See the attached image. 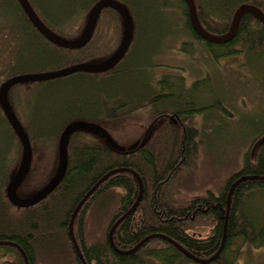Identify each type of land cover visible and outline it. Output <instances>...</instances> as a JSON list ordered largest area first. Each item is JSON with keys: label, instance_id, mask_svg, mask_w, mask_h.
<instances>
[{"label": "trees", "instance_id": "16d2710c", "mask_svg": "<svg viewBox=\"0 0 264 264\" xmlns=\"http://www.w3.org/2000/svg\"><path fill=\"white\" fill-rule=\"evenodd\" d=\"M29 1L32 5L34 0ZM35 1L42 10L36 6L44 24L53 32L66 37L67 34L62 32L64 25L61 23L65 22V27L68 26V21L78 19L97 0H43V4L41 0ZM119 1L135 16L138 34L134 50L132 48L133 51L127 54L125 60L113 68V73L103 77L91 73H76L62 79L16 84L9 91L10 106L23 125L31 146L35 142L47 144L57 141L65 125L72 120L83 119L98 125L107 124L144 109L150 111V114L147 113L149 119L144 116V120L147 119L149 123L160 117L172 116L185 124L182 131L184 135L179 140L176 135L178 130L166 122L160 125L161 128L149 144H138L128 154H121L105 145L98 136L76 132L69 139L67 168L58 186L40 203L21 208L23 212L18 214V218L11 216L10 208L15 210L16 207L6 200L5 187L9 173L6 163L5 169L0 171V242H11L20 247L28 264H37L38 254L49 264H82L68 234L72 213L82 197L105 173L129 168L136 172L142 182L141 199L135 211L115 228L112 240L118 250L127 251L148 239L136 251L127 254L116 252L109 244L111 224L132 207L139 192L134 176L128 172H117L98 185L73 220V236L85 264H199L178 250L174 243L197 258H207L220 246L224 226L226 232L222 251L214 261L207 264H237L240 242L247 247L264 246V211L261 209L264 204H257L259 201L264 202V139L257 142L259 145H256L254 160L251 159L250 152L243 154L240 168L223 176L218 191L207 190L202 196H192L186 202H179L174 196L178 188L175 182L180 179H177L180 174H184L182 168L195 167L190 164L196 161L200 146L203 145L206 152H213L234 143L233 139L237 137L254 144L264 137V127L257 128V122L244 123L238 118L235 119V125L230 127L231 112L219 98L211 99L208 94L211 93L210 83L219 88L217 78L195 79L189 82L188 87L185 86L188 81L184 76L157 77L154 71L157 69L153 68L151 62L154 60L152 57L159 51V44L161 47L163 43H159L161 37L155 48L145 44L140 47V44L145 31L148 32L144 37L151 39L154 46L153 39L156 35L169 31L170 25L165 23L169 19L167 21L164 18V22L162 15L167 16L170 7L179 21L178 25L172 24L171 29L184 30L190 37V42H200L202 53L210 62H214H211L213 66H217L221 59L233 58L237 54L264 53V25L254 22L253 16L247 13L242 16L238 31L231 41L210 43L201 39L192 29L183 0ZM175 1L181 4V9L175 5ZM194 1L201 26L215 36L227 33L235 7L241 4L257 6L261 3L259 0ZM4 5L12 14L11 18L6 14ZM104 11L117 15L109 8L102 10ZM252 21L257 23L256 27L251 24ZM14 33L15 38L10 40L9 37ZM0 38H3L0 39V72H5L4 79L90 61L95 52L92 49L89 51L91 39L84 47L71 50L47 41L28 20L17 0H0ZM21 39L24 46L18 43ZM92 44L93 41L91 48ZM11 45L13 47L9 50ZM11 52H14L13 57ZM123 75L128 77L127 80L121 79ZM76 78L83 81V86L93 87L89 88L92 93L87 94L91 95V103L84 105L81 99L76 103L80 104V108L88 109L90 115L74 116L66 121L60 117L62 105L70 109V106L75 105L72 101L78 94L57 95L62 99L59 104H55L54 96V103L44 107L40 114L39 108L44 101L43 91L57 87L59 82ZM90 79L93 80L89 81ZM94 84L104 88L95 91ZM39 85L41 86L38 89ZM21 86L25 93L17 101L13 98V93ZM27 114H31V117L26 120ZM195 114L203 115L210 125L207 133H202V136L189 128L190 120ZM0 135L7 138L14 136V143L8 141L6 145H0V154L8 150L9 159L14 156L11 163L15 162V166V160L21 153V145L1 109ZM2 164L1 161L0 166ZM30 172L31 168L27 178ZM43 174L46 175V171ZM191 175L192 173H188L181 179L186 181ZM240 178L245 179L231 190L228 220L225 221L224 213L230 188ZM45 182L47 181L42 184L45 185ZM117 189L122 191L121 194H114ZM109 211H112V217L108 227L103 229L105 231L90 235L87 232V218L100 213L108 214ZM203 219L210 221L211 225V233L206 239L197 238L189 232L193 224ZM236 241L239 245L231 249L230 246ZM19 255L16 247L0 246V264H25L23 257Z\"/></svg>", "mask_w": 264, "mask_h": 264}, {"label": "rangeland", "instance_id": "374dc122", "mask_svg": "<svg viewBox=\"0 0 264 264\" xmlns=\"http://www.w3.org/2000/svg\"><path fill=\"white\" fill-rule=\"evenodd\" d=\"M34 1L32 4V8L39 15L38 17L39 20L41 22H44L43 17L41 16V14H39L40 11H38V8H37L39 6L37 5V2L35 1L34 3ZM42 1L43 0H41V4H43ZM259 1L261 3L257 6L251 5V4H248V5L257 8L261 13L264 14V0H259ZM174 3L178 7V9L179 7L181 9V4L179 2L175 1ZM194 4H195V1H194ZM261 4H262V7H261ZM241 5H244V4H241ZM241 5H238L237 7L234 8L233 13L231 15L230 24H231L232 17H233L235 10H237V8ZM195 7H196V4H195ZM89 9L87 10V12L84 11L78 19L74 20L73 18L71 21H68V26L66 27H65V22L61 23V25H64V29H62V32L67 34V36L63 38H67V39L77 38L82 33L85 23H86V18H87ZM4 10L6 14L9 16V18H11L12 14L6 9V5H4ZM128 11L130 12L132 16V21L134 25L132 41L126 53L124 54L123 58L114 67H112L111 69L107 71L96 73V75H98L99 77H103L108 73H113L114 72L112 71L113 68H115L121 62H123L125 58L127 57V54L132 50L133 46L136 45L135 43L137 41L136 35L138 34L136 18L130 10ZM117 15L115 14L114 16L111 13L104 11L98 17V22L93 30L92 36L90 38L91 42L89 44V51L90 49L95 50V52L93 53L94 59L87 61V62L99 63L101 62L102 59H106L118 47L121 41L123 28H122L120 17L119 15L118 16ZM167 16L162 15V19L163 21H164V18L167 21L169 19V22L164 21L165 23H168L170 25L169 31L165 32L163 35L162 34L156 35V37L153 39L155 46L152 44L151 39H146L144 37V35L148 31H145L144 34L141 36L142 42L140 44V47H143V44H145V45H149L155 48L157 41L160 37L161 38H160L159 43L163 41L161 47H160V44L158 46V49H159V51L157 50L158 53L157 54L154 53V55L155 54L156 55L152 57L154 58L153 62H151L153 65V68L157 69V70H154L156 76L157 77H160L161 75H176L178 77L184 76L185 79L188 81L185 84V86H188V87L190 86L189 82L195 79H201L205 77L213 78V79L217 78L219 88L216 86H213L210 83L209 90L211 91V93H208V94L210 95L211 99L219 98L220 101L223 102L225 107L229 109V112H231L230 117H229V120H230L229 126L233 127L235 125V119L238 118L241 120V122H244V123L245 122H249V123L257 122V126H258L257 128L264 127V53H260L258 55L244 54L245 56L237 54L233 58L228 57V59H221L220 62L217 63V66H213L212 63L214 62L211 60L212 62L211 63L208 57L202 53V50L200 48L201 47L200 42H190L189 40L191 39L184 30L173 31L171 29V25L172 24L178 25L179 21L177 20V15H174L170 7H168ZM253 21L260 22L254 16H253ZM253 21L251 24L254 27H256L255 24L257 23L254 24ZM159 26L162 27L161 24H159ZM164 26L165 25L163 24V28ZM15 34L16 33H14L12 37H9V39L11 40L12 38H15L16 36ZM60 37L62 36L60 35ZM0 39H3V38H0ZM92 41L94 42V44H92V48H91ZM18 43L24 46L23 39H21V42H18ZM12 47L13 45H11L9 50ZM13 53L14 52L10 53L12 57H13ZM6 55L7 53L5 54V56ZM182 68L184 70H182ZM78 73H83V72H78ZM91 74H95V73H91ZM4 75H5V72L3 74H1L0 72V86L6 80L4 79ZM62 78L64 77H61V79ZM127 78L128 77L123 75L121 79L127 80ZM56 79H60V78H56ZM91 80L93 79H90L89 81ZM81 81L82 80L77 79V78L75 80H65L63 82H59L57 84V87L55 88L45 89L43 91L44 101L39 108L40 114L41 112L44 111L43 108L48 106L51 103H54V100H55V104H59L60 101H62L61 97H57V95H62V96L69 95L70 96L72 94H78V95H75L76 97L72 101L75 103L74 106H70L69 104H67L68 106H70V109L62 105V113L60 117H62L63 120L65 119L64 121H66L67 119L74 117V116H77V117L89 116L90 112L88 111V109L80 108L79 106L80 104H76V103L78 102L79 99L82 100L81 103H83L84 105L91 103L90 102L91 95L88 96L87 94L92 93L89 90V88L92 89L93 87L83 86L82 84L84 83H82L83 81L82 82ZM39 82H42V81H39ZM22 85H24V83ZM40 86L41 85L38 86V89ZM94 86L96 87L95 84ZM102 88L104 87L97 86L95 88V91L102 89ZM201 88L205 90L203 86ZM24 93H25V89L23 88V86H21L20 88H17L14 90L13 98L17 101H20L19 97H22V94L24 95ZM37 94L39 95L38 91H37ZM54 96H56L59 99L55 97V99L52 101V98ZM224 96L226 97L224 98ZM222 98H224L225 100ZM68 101L71 102V100H68ZM33 102H35V97H34ZM149 112H150L149 110L144 109L143 111H138L131 115L121 117L117 120H112L110 123H107V124L101 123L99 125L102 129L106 131V133L113 139V141L119 145L118 147L123 150V152L117 151L118 149H114V151L116 150L117 153H121V154H128L129 153L128 149H131L133 145H134L133 148H135L136 144H140L142 141H145L146 143L149 144V142L151 141L155 133L161 128L160 125L166 122L170 123L171 125H173V127H175L178 130L176 131V135L179 137V140L182 139V136L184 135V132L182 131H183V127L185 124H181L180 121L175 120L172 116L160 117L159 119L155 120L153 123L152 122L149 123L147 121V119H149V115H147V113ZM238 113L239 115H237ZM29 116L31 117V114H27L26 120L29 118ZM144 116H148L147 119L144 120ZM166 117L167 119H165ZM190 121L191 123L189 125V128L195 130L196 133H198L201 136H202V133H207L209 129L208 128L209 124H208L207 119H205L203 115L195 114L192 117V120ZM263 139L264 137L262 139H258L254 144H250L249 140L244 141L237 137L233 139L234 143L228 144L227 147L226 145L222 146V148L219 149L220 150L219 152L217 150H214L213 152H206L204 150V146L203 145L200 146L199 150L196 153V156H197L196 161H193L190 164L191 167L194 165L195 167L190 168V169L189 168L185 169V167L182 168L184 171V174H180L177 178V179L179 178L180 179L175 182V184L177 183L178 185V188L174 194L175 198H178L179 202H186L187 198H190L192 196H202L206 193L207 190L218 191L217 188L220 187L223 176L225 174L228 175L230 173H233L236 169L240 168V166L243 163L241 159L243 154L250 152L251 159L254 160L255 150H256V147L259 145L257 144V142L259 141L260 143ZM57 141L53 140L51 142H48L47 144H41V143H36V142L32 144V161H31L32 167L30 166L31 172H30L29 177L27 178L26 176L25 180L22 182L21 186L18 188L17 193L19 196L21 197L30 196L37 190L36 189L37 187H42L44 185L42 184L43 181H48L53 176L56 170V167H57V152H56L57 148H55ZM7 142H8L7 137L0 135V145L1 144L6 145ZM103 143L105 145H108L105 141ZM155 146H157V143L155 144ZM20 157H21V153L20 155H18L17 160H15L16 165L14 166L15 162L11 163V160L14 158V156L13 158L9 159L8 150H5L4 153L0 154V163L1 161L3 163L0 166V171H3L5 169V165L7 163V168L9 171L8 176H7V181L13 175V173L17 170L18 164L21 159ZM125 169L132 170L129 168H125ZM43 171H46V175L43 174ZM49 172L51 175L48 176ZM107 173H105L104 175H106ZM188 173H192L191 177H188L186 181L185 179H181V177H183L184 175H187ZM112 175L107 176L105 180H107ZM105 180H103L102 182H104ZM230 191H229V194L231 193ZM121 192L122 191L120 189H117V191H115L114 194L116 193L121 194ZM228 198H229V195H228ZM257 204L262 205L264 204V202L259 201ZM228 205H229V199H227V206H226V210L224 213L225 221L228 220V214L226 212L228 211L227 210ZM10 209H11V216H14L15 218H18V216H20L18 214L23 212L21 211L20 208H16L15 210L13 208H10ZM261 209H263L264 211V206H261ZM111 217H112V211H109L108 214L106 212L105 214L100 213V214L89 216L86 222L87 232L90 235H92V233L100 234L101 232L105 231L103 229L105 228V226L108 227ZM117 220H115L113 224H115ZM113 224H111L110 227H112ZM197 224H193L189 232L192 235L196 236L197 238L206 239L211 233L210 221L203 219L202 221L197 222ZM225 232H226V226H224V232H223L221 242L223 241V238H225ZM236 245H239L238 241H236L234 244L230 246L231 249H234ZM0 246H7V245H0ZM219 247L217 251L211 256L207 258L201 257L198 259L206 260V259L213 257L218 252ZM45 263L49 264V262L46 259L42 260V256L38 254L37 264H45ZM195 263H198V262H195ZM199 264H203V263H199ZM237 264H264V246L253 248V247H247V246L241 245V242H240V251H239V254L237 255Z\"/></svg>", "mask_w": 264, "mask_h": 264}, {"label": "water", "instance_id": "95a60500", "mask_svg": "<svg viewBox=\"0 0 264 264\" xmlns=\"http://www.w3.org/2000/svg\"><path fill=\"white\" fill-rule=\"evenodd\" d=\"M187 9L189 23L194 30V32L203 40L210 42V43H227L231 41L239 27V23L241 21V18L244 14H251L256 19H258L263 25H264V14L261 13L257 8L250 6L248 4L241 5L235 10L232 21L230 24V27L226 34L221 36H215L207 31H205L197 17V11L193 0H183ZM20 7L22 8L24 14L28 18V20L31 22V24L38 30V32L50 43L66 48V49H80L84 47L90 40L93 30L96 26L97 19L102 11V9L110 8L116 11V13L119 15L121 23H122V37L121 41L118 45V47L115 49L113 53H111L106 59L102 60L99 63H92V62H81L73 65H69L57 70L52 71H41L36 73H28V74H22V75H16L13 77H10L6 79L2 85L0 86V108L7 119V122L9 123L13 133L16 135L20 145H21V159L18 164L17 170L13 173V175L8 179V182L5 187V195L6 199L10 204L15 206L16 208H27L32 207L39 202H41L43 199H45L60 183L62 180L68 163V143L69 139L72 134L82 131L87 132L90 134H93L95 136L100 137V139H103L108 146H110L113 150L118 149L117 151L123 152L121 148H119L118 144L113 141V139L106 133L104 129H102L98 124L93 122H88L80 119L72 120L68 122L64 129L62 130L58 143H57V167L53 174V176L46 182L44 186H42L40 189L35 191L33 194L27 197H21L18 195L17 190L26 178L32 161V148L30 139L23 127V125L20 123L18 118L16 117V114L14 113L13 109L11 108L8 100V93L9 90L16 84H23L28 82H39V81H48L56 78L66 77L68 75H72L74 73L83 72V73H98V72H104L112 67H114L124 56L126 53L132 38H133V32H134V25L132 21V16L130 12L128 11L127 7L120 3L117 0H98L91 6V8L88 11V15L86 18V23L84 26V29L82 33L77 37L73 39H67L60 37L59 35L53 33L48 27L42 23L32 6L30 5L28 0H17ZM145 143V141H142L139 146H142ZM138 144H136L137 146ZM135 146V147H136ZM134 145L131 147V149H128L129 151L132 150ZM116 151V150H115ZM128 172L131 173L137 180L138 186H139V192L138 197L133 204V206L128 210L123 216H121L115 224L110 228V231L108 233V240L110 246L118 253H132L136 251V249L145 243V241L148 239L146 238L139 244H137L134 248L124 251V250H118L117 247H115L113 240H112V233L115 230L116 226L129 214H131L137 207L138 203L141 199L142 194V182L136 172L133 170H128L125 168H119L109 171L106 175H104L100 180L84 195V197L81 199V201L77 204L70 222H69V231L68 234L70 236L71 242L73 244V247L75 249V252L79 258V260L82 262V264H85L80 251L76 245V242L74 240L73 236V230H72V223L74 220L75 215L79 211V208L83 205V203L90 197V195L93 193V191L98 187L99 184L102 183L103 180L107 178V176L112 175L116 172ZM245 178H240L236 180L232 186L231 190L241 181ZM231 192V191H230ZM230 197V194H229ZM229 199V198H228ZM228 210V207H227ZM227 212V211H226ZM224 239L220 244L218 252L209 259H198L195 256L189 254L186 252L182 247L174 243V246L183 252L184 255L188 256L190 259H192L195 262L198 263H210L214 261L220 254V251H222ZM0 245H7L16 247L23 255V259L25 261V264L27 263L26 257L20 247H17L16 245L12 244L11 242L2 241L0 242Z\"/></svg>", "mask_w": 264, "mask_h": 264}, {"label": "bare ground", "instance_id": "6f19581e", "mask_svg": "<svg viewBox=\"0 0 264 264\" xmlns=\"http://www.w3.org/2000/svg\"><path fill=\"white\" fill-rule=\"evenodd\" d=\"M60 21V20H59ZM1 112H2V110H1ZM2 114H3V112H2ZM4 115V114H3ZM61 134V133H60ZM60 136V135H59ZM8 140L7 141H10L11 143H14V136H10V138H7ZM59 139V138H58ZM218 152L220 151V150H217Z\"/></svg>", "mask_w": 264, "mask_h": 264}, {"label": "flooded vegetation", "instance_id": "af4514ba", "mask_svg": "<svg viewBox=\"0 0 264 264\" xmlns=\"http://www.w3.org/2000/svg\"><path fill=\"white\" fill-rule=\"evenodd\" d=\"M93 59H94V58H93ZM93 59H90V60H93ZM102 60H104V59H102ZM102 60H101V61H102ZM95 74H96V73H95Z\"/></svg>", "mask_w": 264, "mask_h": 264}]
</instances>
